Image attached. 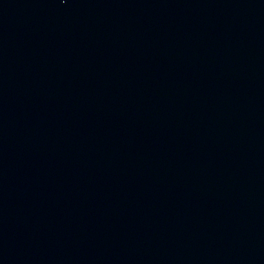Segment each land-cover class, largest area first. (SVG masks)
<instances>
[{"label":"water","instance_id":"obj_1","mask_svg":"<svg viewBox=\"0 0 264 264\" xmlns=\"http://www.w3.org/2000/svg\"><path fill=\"white\" fill-rule=\"evenodd\" d=\"M0 264H264V0H0Z\"/></svg>","mask_w":264,"mask_h":264}]
</instances>
